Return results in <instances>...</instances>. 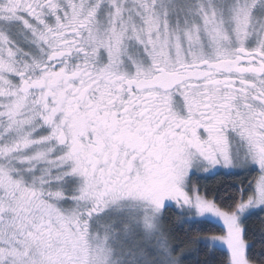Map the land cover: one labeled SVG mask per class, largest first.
I'll return each instance as SVG.
<instances>
[{
    "label": "snow or ice",
    "instance_id": "6c2138e0",
    "mask_svg": "<svg viewBox=\"0 0 264 264\" xmlns=\"http://www.w3.org/2000/svg\"><path fill=\"white\" fill-rule=\"evenodd\" d=\"M0 264H264V0H0Z\"/></svg>",
    "mask_w": 264,
    "mask_h": 264
},
{
    "label": "trees",
    "instance_id": "16d2710c",
    "mask_svg": "<svg viewBox=\"0 0 264 264\" xmlns=\"http://www.w3.org/2000/svg\"><path fill=\"white\" fill-rule=\"evenodd\" d=\"M224 179L226 178L223 176H209L206 179H202L200 182L201 184L206 185L209 189L215 190L219 188L220 182ZM209 227L211 228L212 231L217 230L215 226H209Z\"/></svg>",
    "mask_w": 264,
    "mask_h": 264
}]
</instances>
